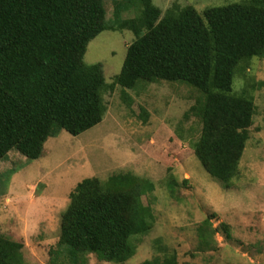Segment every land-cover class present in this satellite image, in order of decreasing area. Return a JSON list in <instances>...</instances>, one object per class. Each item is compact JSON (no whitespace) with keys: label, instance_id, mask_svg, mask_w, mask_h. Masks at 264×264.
<instances>
[{"label":"trees","instance_id":"16d2710c","mask_svg":"<svg viewBox=\"0 0 264 264\" xmlns=\"http://www.w3.org/2000/svg\"><path fill=\"white\" fill-rule=\"evenodd\" d=\"M0 0V162L12 151L26 161L41 158L46 141L60 131L76 137L100 124L103 95L114 86L182 83L202 94L185 115L200 121L191 144L203 171L223 190L239 175L254 114L253 83L240 92L233 80L253 58H264V0H234L206 7L177 2L163 12L152 0ZM134 10L135 16L122 19ZM130 31L120 73L105 83L100 64L83 62L88 44L107 31ZM245 75V74H244ZM177 183L170 177L167 188ZM150 181L115 174L105 182L84 179L70 194L49 264L123 263L135 240L149 234L154 217L141 198ZM211 224L197 229L208 247ZM0 264H24L22 245L0 235ZM141 264H177L174 255Z\"/></svg>","mask_w":264,"mask_h":264},{"label":"rangeland","instance_id":"374dc122","mask_svg":"<svg viewBox=\"0 0 264 264\" xmlns=\"http://www.w3.org/2000/svg\"><path fill=\"white\" fill-rule=\"evenodd\" d=\"M164 13L172 3L206 7L234 0H152ZM241 1V0H240ZM106 20L114 3L103 1ZM135 16L134 10L122 19ZM130 31H107L92 40L83 62L100 64L106 84L120 73ZM233 89L255 85L254 114L239 162V175L223 190L201 168L191 144L200 121L190 108L202 98L182 83H139L134 89L114 86L103 95L106 113L100 124L72 137L60 131L46 141L41 158L26 161L12 151L0 162V235L22 245L24 264H49L59 239L70 194L84 179L105 182L128 173L152 182L141 200L154 217L148 235L135 240V254L123 263L141 264L174 255L177 264H264V58H253ZM245 74V75H244ZM170 177L177 183L168 190ZM208 219L209 246L200 245L197 229ZM87 264H114L88 256Z\"/></svg>","mask_w":264,"mask_h":264}]
</instances>
